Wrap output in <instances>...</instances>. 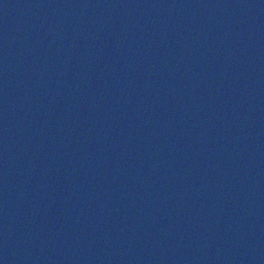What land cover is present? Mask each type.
<instances>
[{
    "label": "water",
    "instance_id": "obj_1",
    "mask_svg": "<svg viewBox=\"0 0 264 264\" xmlns=\"http://www.w3.org/2000/svg\"><path fill=\"white\" fill-rule=\"evenodd\" d=\"M0 264H264V0H0Z\"/></svg>",
    "mask_w": 264,
    "mask_h": 264
}]
</instances>
